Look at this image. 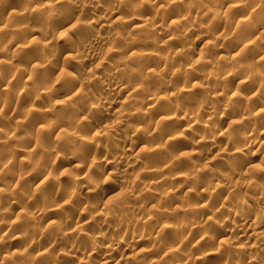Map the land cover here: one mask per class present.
<instances>
[{
	"label": "clouds",
	"instance_id": "clouds-1",
	"mask_svg": "<svg viewBox=\"0 0 264 264\" xmlns=\"http://www.w3.org/2000/svg\"><path fill=\"white\" fill-rule=\"evenodd\" d=\"M0 264H264V0H0Z\"/></svg>",
	"mask_w": 264,
	"mask_h": 264
}]
</instances>
